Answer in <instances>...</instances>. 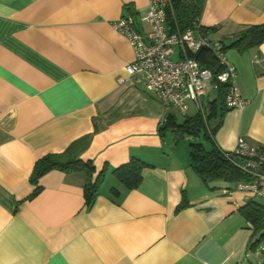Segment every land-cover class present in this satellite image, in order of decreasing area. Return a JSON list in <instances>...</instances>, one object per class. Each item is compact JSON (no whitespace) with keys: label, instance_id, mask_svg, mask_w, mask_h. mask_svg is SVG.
Returning <instances> with one entry per match:
<instances>
[{"label":"crops","instance_id":"0c3cea01","mask_svg":"<svg viewBox=\"0 0 264 264\" xmlns=\"http://www.w3.org/2000/svg\"><path fill=\"white\" fill-rule=\"evenodd\" d=\"M149 1L0 0V264L261 263L240 208L264 199L236 182H204L190 166L189 138L160 135L177 111L127 73L134 52L114 23L133 15L147 32ZM261 23L264 0H205L198 35L228 44ZM224 53L246 103L224 112L212 140L227 153L240 141L264 146V43ZM80 139L92 178L105 169L90 206L84 171L31 181L39 158ZM132 157L147 166L127 189L112 170Z\"/></svg>","mask_w":264,"mask_h":264},{"label":"trees","instance_id":"16d2710c","mask_svg":"<svg viewBox=\"0 0 264 264\" xmlns=\"http://www.w3.org/2000/svg\"><path fill=\"white\" fill-rule=\"evenodd\" d=\"M204 3L205 0H170L166 8L165 22L168 31L174 33L194 28L202 32L203 28L199 21ZM261 43H264V23L246 26L233 41L228 44L220 43V45L223 52L229 48L244 52ZM187 56L197 60L201 66L211 69L214 77L223 69L215 54L208 47L201 46L195 51L188 50ZM225 89L226 83H221L216 90L215 98L208 100L207 103L206 97L203 99L207 111L199 109L193 114L182 115L181 119L175 112L170 111L159 126L161 136L171 134L176 139L189 138L190 166L204 182L223 180L234 183L249 179V174L231 159V153L222 151L212 140V135L221 125L222 116L228 109L224 104ZM82 140L71 143L61 153H48L39 158L35 162L31 181L37 184L40 177L54 169L67 172L84 171L88 176L84 186V199L85 203L90 206L98 195L99 186L105 176V169L99 170L92 178L95 168L91 162L83 161L77 156L78 145ZM145 166L147 164L144 161L132 157L126 163L114 168L112 174L127 189H133L139 185ZM38 189L37 186L33 193H36ZM240 211L253 229L255 236L253 245H255L264 239V203L253 198L248 200Z\"/></svg>","mask_w":264,"mask_h":264},{"label":"built area","instance_id":"2783aa9c","mask_svg":"<svg viewBox=\"0 0 264 264\" xmlns=\"http://www.w3.org/2000/svg\"><path fill=\"white\" fill-rule=\"evenodd\" d=\"M169 4L170 0L149 1L140 17L149 27L147 32L136 27L133 15H123L115 21V29L128 39L134 52L133 61L126 66L129 76L142 82L161 103L173 107L180 115L188 113L189 102L201 109L208 88L216 91L221 83H226L225 107H243L246 100L237 83L236 67L227 59L220 43H211L206 36L198 35L199 30L194 28L170 33L165 24ZM175 46L181 49L178 59L171 57ZM201 46L210 48L223 67L215 77L211 69L187 56L188 50L194 51ZM236 158L245 163L237 162ZM231 159L249 174V179L236 182V189L264 199V146L240 141L231 153Z\"/></svg>","mask_w":264,"mask_h":264},{"label":"rangeland","instance_id":"374dc122","mask_svg":"<svg viewBox=\"0 0 264 264\" xmlns=\"http://www.w3.org/2000/svg\"><path fill=\"white\" fill-rule=\"evenodd\" d=\"M215 91H213L211 88H209V91H208V97L211 98L213 96H215ZM202 103H203V107L201 109H204L205 111H207V107L205 106V100L202 99ZM200 109V110H201ZM199 109L194 107L193 104L190 105V108H189V111L188 113L189 114H192V113H195V111H198ZM179 119H181L183 116L182 115H178ZM186 139V138H185ZM186 141V140H185ZM188 144V142H186ZM260 199V198H259ZM259 232L257 233L256 236H258ZM257 249L256 251L258 252V254L260 255V262L259 264H264V239H262L261 241H259L257 244Z\"/></svg>","mask_w":264,"mask_h":264},{"label":"water","instance_id":"95a60500","mask_svg":"<svg viewBox=\"0 0 264 264\" xmlns=\"http://www.w3.org/2000/svg\"><path fill=\"white\" fill-rule=\"evenodd\" d=\"M236 161H237V162H240L241 164H244V163H245V161L242 160V159H240V158H236Z\"/></svg>","mask_w":264,"mask_h":264}]
</instances>
